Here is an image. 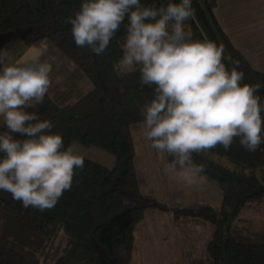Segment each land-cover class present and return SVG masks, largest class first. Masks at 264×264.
<instances>
[{"label":"trees","instance_id":"obj_1","mask_svg":"<svg viewBox=\"0 0 264 264\" xmlns=\"http://www.w3.org/2000/svg\"><path fill=\"white\" fill-rule=\"evenodd\" d=\"M81 2L0 0V51L10 55L17 42L24 47L51 42L67 61L51 76L44 102L36 106L40 119L53 123L51 132L61 134L65 146L96 145L111 152L115 161L105 166L83 156V170H77L71 190L51 210L25 208L0 191V264H130L135 230L147 208L211 226L206 256L193 263L264 264V221L239 217L243 209L264 201V144L249 152L237 138L228 151L218 146L193 154L197 164L207 166L209 181L222 189L219 205L169 206L155 199L148 205L134 204L141 196L131 126L143 122L141 112L153 90L141 87L138 66H118L127 20L101 55L75 44L69 18ZM140 2L160 7L169 0ZM192 7L195 19L185 22L186 31L194 39L205 33L223 44L225 64L239 62L242 83H260L264 102V72L231 43L214 15L216 0H192ZM4 131L1 125L0 133Z\"/></svg>","mask_w":264,"mask_h":264},{"label":"clouds","instance_id":"obj_2","mask_svg":"<svg viewBox=\"0 0 264 264\" xmlns=\"http://www.w3.org/2000/svg\"><path fill=\"white\" fill-rule=\"evenodd\" d=\"M190 19L192 0L160 7L140 0H82L69 22L75 44L101 55L127 20L118 66H138L141 87L153 90L141 112L143 138L168 157L166 174L204 190L207 166L193 154L218 146L228 151L237 138L255 152L264 144V102L260 83H242L239 62L225 64L223 44L186 31ZM51 72L47 60L13 61L0 51V125L6 128L0 133V191L41 212L57 205L84 168L78 148L65 146L62 135L51 132L53 123L38 115Z\"/></svg>","mask_w":264,"mask_h":264},{"label":"rangeland","instance_id":"obj_3","mask_svg":"<svg viewBox=\"0 0 264 264\" xmlns=\"http://www.w3.org/2000/svg\"><path fill=\"white\" fill-rule=\"evenodd\" d=\"M24 48L17 42L10 52L11 59ZM88 88L91 84H86ZM135 146V165L141 198L135 205H148L154 199L169 206L183 207L192 202L219 205L222 189L208 181L204 190L189 187L174 180L163 169L167 163L163 153L152 149L143 138V122L131 126ZM84 157L105 166H112L115 156L96 145L72 142ZM240 218L264 221V201L245 208ZM212 232L210 225L195 219L174 218L171 211L147 208L144 219L135 230L133 257L130 264H198L206 256L205 245Z\"/></svg>","mask_w":264,"mask_h":264},{"label":"crops","instance_id":"obj_4","mask_svg":"<svg viewBox=\"0 0 264 264\" xmlns=\"http://www.w3.org/2000/svg\"><path fill=\"white\" fill-rule=\"evenodd\" d=\"M214 15L234 47L264 72V0H216ZM12 60H47L52 64V76L67 58L51 42L41 40L24 47Z\"/></svg>","mask_w":264,"mask_h":264}]
</instances>
